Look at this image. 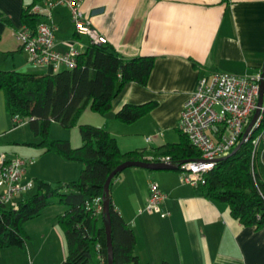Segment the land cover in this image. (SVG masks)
I'll return each mask as SVG.
<instances>
[{"label":"crops","instance_id":"0c3cea01","mask_svg":"<svg viewBox=\"0 0 264 264\" xmlns=\"http://www.w3.org/2000/svg\"><path fill=\"white\" fill-rule=\"evenodd\" d=\"M33 1L41 4L40 0H0V68L54 74L66 67L33 66L16 38V31L23 27L22 12ZM81 7L121 56L156 58L147 86L126 84L108 113L95 112L85 120L108 130L120 148L121 141L128 143L122 151L145 150L147 156L163 144L178 142L183 106L200 79L215 71L240 76L263 71L264 0H82ZM40 18L47 20L44 14ZM50 20L56 28V51L87 50L91 42L76 32L67 7L56 8ZM149 101H156V108L134 123L116 119L126 103ZM24 126H14L0 91V152L35 158L24 180L42 179L53 185L79 178L82 163L43 153L31 144L41 139L30 137L33 131L22 130ZM56 137L70 139L75 147L83 144L78 136ZM150 171L130 167L113 180L110 191L116 209L136 233L135 252L143 263L264 264V228L244 226L231 215L226 202L173 181L169 173L154 176ZM156 177L167 198L161 212H147L149 186L155 182L151 178ZM32 189L19 201L27 199ZM66 209L53 204L27 220V242L1 248L0 264H64L67 241L57 218Z\"/></svg>","mask_w":264,"mask_h":264},{"label":"trees","instance_id":"16d2710c","mask_svg":"<svg viewBox=\"0 0 264 264\" xmlns=\"http://www.w3.org/2000/svg\"><path fill=\"white\" fill-rule=\"evenodd\" d=\"M34 3L22 12L23 25L32 29H36L41 20L40 15L31 11ZM155 60V56L126 59L107 43L90 44L77 55L76 67L54 74L0 68V91L5 94L9 114L12 118L19 115L27 120L41 139L31 144L41 148L43 153H54L84 165L78 179L60 182L58 186L36 179V192L21 200L18 209L0 204V249L24 246L29 238L24 223L39 216L45 207L61 204L67 207L57 218L67 241L64 264H108L103 216L97 215L88 204L97 197L103 198L106 180L118 165L129 160L144 161L146 151L123 152L108 130L89 123L79 124L83 144L74 147L70 140L51 139V124L76 126L87 105L92 111L105 115L126 84L148 85ZM157 104L156 101L126 103L115 117L131 124L149 114ZM180 134L178 142L163 144L151 154L168 156L174 164L200 158L201 151L187 135L181 131ZM251 153L250 142L245 143L234 155L218 161L206 182L198 188L205 197L226 202L231 215L244 226L261 230L264 228V179L258 172L254 178ZM110 214L114 264H148L136 254V233L116 209L111 195ZM162 264L171 263L164 260Z\"/></svg>","mask_w":264,"mask_h":264},{"label":"built area","instance_id":"2783aa9c","mask_svg":"<svg viewBox=\"0 0 264 264\" xmlns=\"http://www.w3.org/2000/svg\"><path fill=\"white\" fill-rule=\"evenodd\" d=\"M40 1L41 4L35 1L31 11L40 16L44 14L47 20H40L36 29L23 25L16 31V38L33 66L51 65L57 69L64 65L72 69L77 65L79 53L75 48L64 54L55 49L56 28L50 19L53 11L60 6L69 9L75 30L79 35L88 37L91 44L108 43L107 37L86 19L81 7L82 0ZM262 81H264L263 71L256 76H240L215 71L210 77L200 79L195 91L183 106L179 130L201 151V157L174 164L168 156L147 155L144 161L172 163L181 172L183 183L200 187L206 182L209 173L216 168L218 159L231 154L244 139L245 143L250 142L252 146L251 171L255 178L258 172L257 160L259 156L262 157L264 151V149L260 150V145L264 143V90L262 104L258 105ZM257 109H259L258 117L244 137ZM26 122L27 120L19 115L13 117L16 126ZM34 160V157L0 152V188L3 189L0 194V204H6L14 209L19 208V198L36 184L32 179L24 180L28 166ZM166 198L167 195L159 185L152 182L144 211L161 212ZM88 205L97 215L103 213L102 197L93 199Z\"/></svg>","mask_w":264,"mask_h":264},{"label":"water","instance_id":"95a60500","mask_svg":"<svg viewBox=\"0 0 264 264\" xmlns=\"http://www.w3.org/2000/svg\"><path fill=\"white\" fill-rule=\"evenodd\" d=\"M264 73V68H263ZM263 90H264V81H262L261 85V93L259 97L258 105L261 106L262 99H263ZM259 109L256 110V113L254 117L252 118L249 126L247 127V130L245 132L244 137L247 136L248 132L252 128L253 124L256 121V118L258 117ZM245 144L244 139L241 141V143L237 146V148L228 156L222 157L218 159V161H221L223 159H226L232 155H234L241 146ZM262 158L264 160V151L262 154ZM130 167H140L144 169H148L151 171H170V170H178V167L172 163H165V162H157V163H151L143 160H129L121 163L118 165L108 176L106 183L104 185V195H103V223L106 231V239H107V251H108V264H114V250H113V240H112V221H111V214H110V186L111 182L113 181L114 177H116L118 174L123 172L124 170L130 168Z\"/></svg>","mask_w":264,"mask_h":264},{"label":"rangeland","instance_id":"374dc122","mask_svg":"<svg viewBox=\"0 0 264 264\" xmlns=\"http://www.w3.org/2000/svg\"><path fill=\"white\" fill-rule=\"evenodd\" d=\"M89 115H97V114H95V112H93L92 110H90V107L87 105L84 108L83 112L81 113V115L79 117V120H78V123H77L76 126L69 127L68 128V127H63L59 122H53L51 124V129H50V138L51 139H67V140H70L68 138L56 137V136H71V138H72V136L81 137V134H80V131H79V124H83V123L89 122V121H85V120H90L88 118ZM89 124H91V123H89ZM14 126H16V125H14ZM21 129L22 130L23 129H26V131L28 133H30V131H32V129L30 127V124L28 122H26L25 126L24 127H21ZM32 135L35 138H40V137L35 136L34 132H33V134H30V137H32ZM73 144H75V143H72V145ZM127 145H128V143H125L124 141H121V144H120L121 148H125V146H127ZM73 146L75 147V145H73ZM262 149H264V143H262L260 145V150H262ZM38 152H39V150H38ZM123 152H125V151H123ZM257 163H258V165H257V171H258L261 179H264V161H263V159H262L261 156H259V158L257 160ZM150 173L154 174V176L156 174H158V173H169V175L173 176V178H172L173 181H178L180 183H183L182 180H181V172L178 171V170H170V171H150ZM151 180L152 181H155L159 185V187H160V183H159L160 181H159V179L157 177L154 178V179L151 178ZM149 183H150V181H149ZM53 185L58 186V184H53ZM36 190H37V186L34 189H32L30 192L26 193L27 194L26 196H28V197L32 196L36 192ZM21 198L23 199V196H21ZM102 214L100 216H102ZM101 220L103 221V217H101Z\"/></svg>","mask_w":264,"mask_h":264}]
</instances>
